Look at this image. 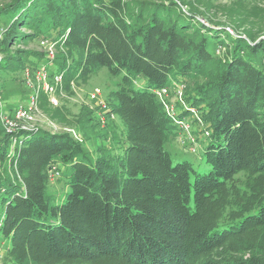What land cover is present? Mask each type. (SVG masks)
Wrapping results in <instances>:
<instances>
[{"label":"trees","instance_id":"1","mask_svg":"<svg viewBox=\"0 0 264 264\" xmlns=\"http://www.w3.org/2000/svg\"><path fill=\"white\" fill-rule=\"evenodd\" d=\"M179 1L11 0L0 7V44L56 42L64 51L56 72L68 86L101 66L121 76L110 112L127 145L118 167L108 169L69 132L18 131L23 143L14 145L1 124L7 264H264V39L251 43V33L206 23ZM24 66L27 60L13 70ZM138 77L145 87L133 86ZM172 77L193 84L185 99L209 130L199 165L166 148L179 118L155 90ZM84 118L91 122L90 112ZM58 157L68 192L52 204L46 168Z\"/></svg>","mask_w":264,"mask_h":264},{"label":"rangeland","instance_id":"2","mask_svg":"<svg viewBox=\"0 0 264 264\" xmlns=\"http://www.w3.org/2000/svg\"><path fill=\"white\" fill-rule=\"evenodd\" d=\"M10 1L0 0V7ZM132 1H138L139 3L143 0ZM144 1L150 2L152 0ZM182 1L185 3L183 5L184 9L189 11L191 6L195 7L200 13L199 18L206 23L205 19H208L212 22L230 26L227 29L233 34H236V31L239 34L244 32L251 33L255 38L251 43L264 39V0ZM26 32L31 33L30 30H26ZM246 39L248 38L246 37ZM39 40V38H30L14 45L8 44L6 48L0 44V62L8 63L10 68L5 70L2 68L3 65L0 64V116L5 113L13 114L18 102L26 99L23 98V95L26 96L29 90L26 88L23 71L26 68H34L30 66L31 63L41 60L38 64L47 65L51 78L57 73L58 61L56 58L54 60L46 59V49L41 43L42 40ZM224 40L227 39L225 38ZM56 52V56H59L64 51L62 48H57ZM226 52L227 48L224 46H220L217 50V54L222 57ZM25 60H27L28 66H24L20 71L13 70ZM120 79V75H112L108 68L101 66L85 82L74 80L69 86L63 82L62 87L57 92L60 100L59 106H54L49 100L48 94L44 92L42 99H39V110L35 126L41 128L46 126L45 129H47L49 127L46 123L54 122L61 128V132H69L76 139L83 140V149L92 162L100 161L102 163L105 160L106 168L118 167L120 155L123 152V148L127 145L123 141L121 120L117 116L112 115L110 109L115 105L116 98L114 96L119 89ZM196 82L203 83L204 77H199ZM144 84L145 79L138 77L134 81L133 86L143 88L145 87ZM192 87V83H183L175 77H172L171 85L168 86V93L164 97V107L167 104L172 108L171 114L179 118V121L184 122L189 129L180 127L178 135L166 143V148L175 159L188 158L199 165L200 159L197 156V152L200 151L203 144L205 145L209 142V138L206 139L209 130L205 126L198 107L189 105L188 100L185 99ZM97 89L101 91V95L93 100L91 99V94ZM179 90L182 91V95L179 94ZM100 100H103L106 108L99 104ZM86 112H90L91 122L84 120ZM2 137L0 135V138ZM54 166L57 167V171H62L65 169L66 163L62 158L58 157L54 162ZM46 169L49 171L45 190L48 200L52 204L61 203L68 192L66 181L64 178L59 179L58 175L53 176L51 174L52 170L55 169L53 166ZM6 245V240H0V264L8 263L4 258Z\"/></svg>","mask_w":264,"mask_h":264},{"label":"built area","instance_id":"3","mask_svg":"<svg viewBox=\"0 0 264 264\" xmlns=\"http://www.w3.org/2000/svg\"><path fill=\"white\" fill-rule=\"evenodd\" d=\"M42 45L46 49V59L54 60L56 58L57 51V43L52 41L51 39H42ZM23 76L25 79V84L28 89L31 90L28 98L22 99L18 102L13 115L9 113L1 114V124L4 127L7 134L12 135V141L14 145L21 144L23 141L19 136L14 135L18 131H30L37 128L35 126V122L37 121V112L39 110V99L40 93L43 91L48 94L49 100L54 106L60 105L59 97L57 96V92L62 87L64 82V74L63 73H55L51 78L48 67L45 64H38L34 68H26L23 71ZM156 94L162 101L163 105L165 104L164 97L168 93V87L162 89H156ZM179 94L182 95V91L179 90ZM101 95V91L97 89L93 94H91V99H97ZM181 97V96H180ZM99 104L106 108L103 100H100ZM103 104V105H102ZM167 112L171 113L172 108H170L167 104L165 105ZM180 127H186L184 122L178 121ZM43 125V124H42ZM49 127L47 129L51 130L53 133L61 132V128L55 124L54 122L46 123ZM44 128L46 126H43ZM188 130L189 127H186ZM71 131V130H70ZM195 139V138H194ZM192 150V149H191ZM52 170V175H59L60 171H57V167Z\"/></svg>","mask_w":264,"mask_h":264},{"label":"water","instance_id":"4","mask_svg":"<svg viewBox=\"0 0 264 264\" xmlns=\"http://www.w3.org/2000/svg\"><path fill=\"white\" fill-rule=\"evenodd\" d=\"M45 129V128H44ZM47 130H49V129H47ZM51 131V130H50Z\"/></svg>","mask_w":264,"mask_h":264}]
</instances>
